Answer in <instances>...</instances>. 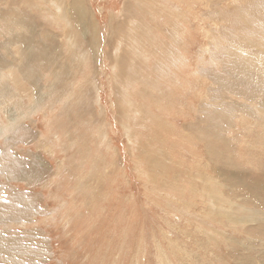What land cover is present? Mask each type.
Wrapping results in <instances>:
<instances>
[{
    "label": "rangeland",
    "instance_id": "374dc122",
    "mask_svg": "<svg viewBox=\"0 0 264 264\" xmlns=\"http://www.w3.org/2000/svg\"><path fill=\"white\" fill-rule=\"evenodd\" d=\"M0 264H264V0H0Z\"/></svg>",
    "mask_w": 264,
    "mask_h": 264
}]
</instances>
